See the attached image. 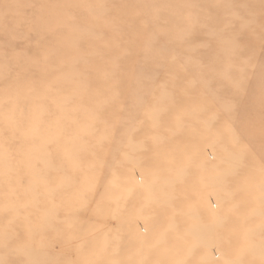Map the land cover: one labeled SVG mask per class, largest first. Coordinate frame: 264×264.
Listing matches in <instances>:
<instances>
[{"label": "rangeland", "instance_id": "obj_1", "mask_svg": "<svg viewBox=\"0 0 264 264\" xmlns=\"http://www.w3.org/2000/svg\"><path fill=\"white\" fill-rule=\"evenodd\" d=\"M0 264H264V0H0Z\"/></svg>", "mask_w": 264, "mask_h": 264}, {"label": "bare ground", "instance_id": "obj_2", "mask_svg": "<svg viewBox=\"0 0 264 264\" xmlns=\"http://www.w3.org/2000/svg\"><path fill=\"white\" fill-rule=\"evenodd\" d=\"M27 175L29 176V174H27ZM32 177H34V175H33ZM27 179H28V178H26V181H27ZM29 180H31V179H29ZM13 243H15V242H13Z\"/></svg>", "mask_w": 264, "mask_h": 264}]
</instances>
